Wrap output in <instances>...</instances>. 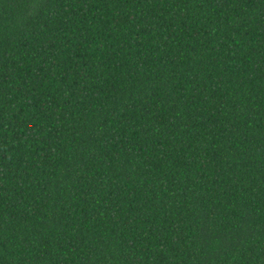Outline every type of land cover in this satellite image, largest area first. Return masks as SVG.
I'll list each match as a JSON object with an SVG mask.
<instances>
[{
    "label": "trees",
    "instance_id": "16d2710c",
    "mask_svg": "<svg viewBox=\"0 0 264 264\" xmlns=\"http://www.w3.org/2000/svg\"><path fill=\"white\" fill-rule=\"evenodd\" d=\"M0 264H264V0H0Z\"/></svg>",
    "mask_w": 264,
    "mask_h": 264
}]
</instances>
